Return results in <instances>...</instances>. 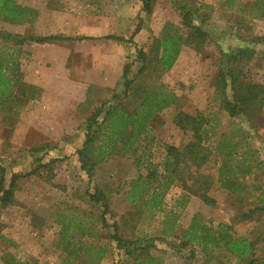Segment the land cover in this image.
Returning a JSON list of instances; mask_svg holds the SVG:
<instances>
[{"label":"rangeland","instance_id":"obj_1","mask_svg":"<svg viewBox=\"0 0 264 264\" xmlns=\"http://www.w3.org/2000/svg\"><path fill=\"white\" fill-rule=\"evenodd\" d=\"M16 1L36 9L37 20L14 24L0 17L3 32L98 39L11 47L20 63L18 79L26 86H17L9 115L0 108L2 164L9 182L13 174L21 175L15 202L1 214L0 264L7 254L25 261L34 258L38 264H62L67 257L77 264H238L223 247L207 257L201 244L195 257H183L172 248L197 214L215 236L222 232V224L231 225L232 237L254 241L256 257L264 259V111L254 122L230 116L216 97L215 85L222 50L248 47L264 36V0H156L151 14L142 0ZM185 8L194 12V23L208 34L204 48L198 51L185 45L169 72H162L149 56V69L138 76L142 64L137 51L142 48L152 55L154 39L163 36L167 23L180 26L186 34ZM107 36L127 41L101 39ZM251 47L256 53L245 63V81L264 84V43ZM128 63L133 65L134 85L122 105L126 112L159 85L178 94L180 102L155 114L133 149L119 143L120 148L97 165L91 182L78 155L84 126L97 105L106 102L108 108L117 103L113 96L124 90L122 76ZM182 111L200 113L207 121L204 144L211 157L199 173L212 177L209 194L218 204L210 210L200 198H192L181 209L177 202L185 192L178 181L167 191L162 210L141 221L144 208L134 207L127 194L140 176L152 171L162 180L167 145L179 147L193 140L190 132L176 125L175 117ZM104 140L102 133L96 144ZM221 142L239 143L235 157L246 158L253 166L240 195L225 190L219 181L224 162L217 148ZM179 170L188 174L186 167ZM96 185L106 187L110 214H104L88 195ZM171 209L181 218L175 235L167 238L162 235L163 218ZM244 213L251 217L243 218ZM115 223L123 240L150 245L147 251L118 245L113 239ZM99 250L106 251L104 257L92 262Z\"/></svg>","mask_w":264,"mask_h":264},{"label":"trees","instance_id":"obj_2","mask_svg":"<svg viewBox=\"0 0 264 264\" xmlns=\"http://www.w3.org/2000/svg\"><path fill=\"white\" fill-rule=\"evenodd\" d=\"M142 1L144 10L151 14L152 5L156 0ZM193 15L194 12L190 9L182 10V25L188 28L186 34L182 32L180 26L167 23L163 36L154 39L153 48H151L152 55L142 48L137 51V61L142 64L138 76L149 69V56L160 66L162 72H169L178 61L185 45L192 46L198 51L204 48L208 34L194 23ZM37 16L38 11L30 6L22 5L16 0H0V17L10 23L32 24L37 20ZM139 31L140 26L136 32ZM0 39L3 41L0 44V108L9 115V110L12 111L13 109L12 102L16 101L17 92L15 90L17 86H26L18 79L17 73L20 70V63L11 47L98 38H72L66 35H21L0 30ZM101 39L127 41L125 38L114 36ZM257 42L264 43V36L258 40L250 41L249 44L252 46ZM251 46L240 47L229 52L222 50L223 64L215 78V85L216 97L220 100L221 107L230 116L242 117L254 122L264 111V84L245 81L243 70L245 63L252 60L256 53V49ZM132 75L133 65L128 63L122 76L124 90L121 94H114L113 96L117 103L108 108L106 102L100 103L94 108L85 123V139L78 149V155L82 169L88 173L91 182H93L97 165L106 160L112 152L117 151L120 148L119 143H125L124 147L127 150L133 149L134 144L139 142L147 133L153 116L180 102L178 94L167 90L165 85H159L148 92L144 100L134 110L126 112L122 105L133 89L134 79ZM31 90L34 92L35 88L32 87ZM21 93L27 96L25 90H22ZM102 115L105 116L100 122ZM262 117L264 118V116ZM175 122L183 132H190L193 140L179 147L167 145L168 158L165 165L166 172L163 174L162 180H158L157 172L152 171L146 177L140 176L128 192L127 199L131 204L134 207L144 208L139 214L141 221L142 219H151L158 210H162L167 191L178 181H181L185 192L177 202V206L181 209L186 207L192 196L200 198L210 207L217 206V200L209 194L213 185L212 177L199 173V170L211 157L210 149L204 144L206 137L204 131L207 121L200 113L192 114L182 111L176 115ZM102 133L105 134L106 140L102 142L104 144L98 145L96 141ZM238 144L221 142L217 148L219 149L218 152L224 155V162L219 169L221 186L230 193L240 195L247 187L243 180L251 174L253 166L250 160L235 157L234 151ZM1 157L0 154V233L2 231L1 214L4 209L15 202L18 180L21 177L20 174L15 173L9 182L6 167L2 164ZM183 167L188 169L186 176L181 175L179 170ZM193 167L195 171H193ZM155 182L158 183L157 186ZM105 188L96 185L94 191L89 192L88 195L92 202L102 206L104 214H110V204ZM150 189L153 191L151 192ZM242 217L249 219L251 215L244 213ZM180 218L181 214L176 209H171L165 213L162 226L163 237L170 238L175 235ZM113 226L115 227L113 239L121 247L130 249L129 251L131 249L147 251L146 248L150 247V245L143 246L142 244L139 246L140 242L123 240L119 236L117 224L115 223ZM231 230V225L222 224V232L215 236V234H211L209 225L203 223L199 215H194L192 223L183 232L182 240L179 244L172 245V248L183 257H195L198 253L197 244H201V251L207 257L223 247L227 249L231 257L238 260V264H264L263 258L256 257V243L247 237H232ZM152 240L155 241V239ZM105 253V250H99L97 256L91 261L99 262ZM3 264H38V262L34 258L25 261L7 254ZM62 264L77 263L67 257Z\"/></svg>","mask_w":264,"mask_h":264},{"label":"crops","instance_id":"obj_3","mask_svg":"<svg viewBox=\"0 0 264 264\" xmlns=\"http://www.w3.org/2000/svg\"><path fill=\"white\" fill-rule=\"evenodd\" d=\"M192 198H194V199L196 198V199H197L198 197L192 196V197L190 198V201H192ZM215 199H216V198H215ZM190 201H189V202H190ZM217 204H218V202H217ZM214 208H215V207H214ZM214 208L212 207V208H210V210H211V209H214ZM216 209H218V208H216ZM216 209H215V210H216ZM217 211H218V210H217ZM197 215H198V214H197ZM199 216H200V218L202 219V216H201V215H199ZM202 222L205 223V224L208 223V222L204 221V219H202ZM210 224H211V223H210ZM211 225H212V224H211Z\"/></svg>","mask_w":264,"mask_h":264}]
</instances>
